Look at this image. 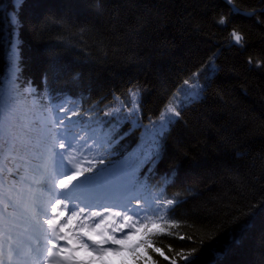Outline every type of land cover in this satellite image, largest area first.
<instances>
[{
  "label": "trees",
  "instance_id": "16d2710c",
  "mask_svg": "<svg viewBox=\"0 0 264 264\" xmlns=\"http://www.w3.org/2000/svg\"><path fill=\"white\" fill-rule=\"evenodd\" d=\"M0 3L13 10L12 0ZM99 3L97 9L96 0H25L15 35L0 15V88L23 91L30 84L52 109L71 96L75 117L102 127L115 123L105 113L122 104L119 115L128 116L129 88H139L137 116L122 122L117 132L124 138L101 149L104 164L94 165L116 170L138 150L145 127L159 123L177 84L218 53L219 73L203 99L175 118L153 174L148 165L137 172L143 200L165 191L170 176L165 194L181 201L177 226L160 221L165 231L152 238L168 259L148 252L156 264H187L178 253L192 249L197 264H264V66L247 63L249 57L264 61V0H234L251 16L232 15L225 0ZM221 15L229 19L226 29L216 23ZM233 28L243 34L245 49L226 46ZM233 237L240 243L218 259L214 253Z\"/></svg>",
  "mask_w": 264,
  "mask_h": 264
},
{
  "label": "snow or ice",
  "instance_id": "6c2138e0",
  "mask_svg": "<svg viewBox=\"0 0 264 264\" xmlns=\"http://www.w3.org/2000/svg\"><path fill=\"white\" fill-rule=\"evenodd\" d=\"M24 3L25 0H12V11L0 3V15H6L14 35L21 26L19 12ZM225 3L232 5L229 9L232 15L242 14L234 0H225ZM96 6L100 8L99 0H96ZM216 23L226 29L229 19L221 15ZM226 46L245 49L243 34L233 28ZM14 57L18 59L15 51ZM217 59L218 53L214 52L191 76L177 84L160 114L159 123L145 127L138 150L126 157L116 170L96 169L94 165H103L104 158L89 157L88 153L93 151V145L110 148L118 143L115 136L122 122L139 112V88H129L128 116L119 115L123 104L106 112V116L114 117L115 123L111 120L105 122L110 126H100L99 134L91 123L84 128L82 120L73 121V117L78 116L75 109L69 110L61 105L54 111L51 106L43 104L44 97L38 100L34 95L36 90L30 84L23 91L15 85L0 90V264H96L97 260L106 264L104 258L109 255L130 257L132 264H156L149 255V249L167 260L159 247H153L152 238L157 235V230L161 233L165 231L160 221L168 223L169 227L177 226L174 212L181 201L176 196H166V187L172 177L165 176V191L147 200L143 206L139 203L133 206L132 200L137 197L132 194L141 186L137 172L148 165L147 174H153L161 156L164 135L176 123L175 118L180 117L183 109L203 99L220 71ZM247 63L250 69L264 66V61L254 62L252 57ZM51 71L55 73L57 69L53 66ZM44 80L47 81V76ZM29 97L32 98L30 101ZM60 112H65V115H59ZM77 127L81 128V132L75 131ZM12 160L19 161L14 169L6 167ZM33 160L38 161L34 168ZM21 168L24 174L16 179ZM26 179L30 180L27 184L24 183ZM17 184L22 187H17ZM104 213L121 217L122 227L127 226L131 231L120 238L108 232H97L96 229L107 219ZM94 217L102 219L93 227L88 221ZM22 224L27 227L23 232H16ZM43 225L47 226L46 229ZM31 226L41 230L45 244L43 257L39 247L34 250L33 245L26 244L21 238ZM248 226L246 222L241 225V230ZM137 235L141 239L133 242V237ZM27 239L32 238L28 236ZM61 241L62 244L59 243ZM36 243L38 245L39 242ZM239 243L233 237L224 251H216L214 255L222 258L231 245ZM196 251L192 249L186 256L183 252L178 255L187 264H197L200 257ZM121 264H126V261L122 260ZM171 264H176V260L172 259Z\"/></svg>",
  "mask_w": 264,
  "mask_h": 264
},
{
  "label": "rangeland",
  "instance_id": "374dc122",
  "mask_svg": "<svg viewBox=\"0 0 264 264\" xmlns=\"http://www.w3.org/2000/svg\"><path fill=\"white\" fill-rule=\"evenodd\" d=\"M65 114V113H64ZM62 114V115H64ZM67 163V161H66ZM69 167H72L71 165H69ZM24 174V173H23ZM22 174V175H23ZM27 180L29 179H26L24 181L25 184H27ZM19 187H22V185H20ZM57 191H59V189H57ZM133 195V194H132ZM135 197L136 194H134ZM137 199V198H136ZM136 199H133L132 200V204L133 206H135L137 203ZM123 220L121 217H111L110 215L107 216V219L106 221L101 225V227L99 229H96L97 232H108L109 235H114L115 237L117 238H120L121 236L124 235L125 232H129L131 231V229H129L127 226H123ZM26 225L22 224V227L19 228L18 230L19 231H22V228H24ZM17 230V231H18ZM137 236L133 237V242L134 240L136 239ZM97 239H99V237L97 236L96 237ZM91 243V242H90ZM107 247H112L113 245H106ZM121 257V256H120ZM115 259L117 261V259H119V256H115V255H109V256H106L104 259H105V262L106 264H111L109 262L110 259ZM96 264H101V261L97 260L96 261Z\"/></svg>",
  "mask_w": 264,
  "mask_h": 264
},
{
  "label": "water",
  "instance_id": "95a60500",
  "mask_svg": "<svg viewBox=\"0 0 264 264\" xmlns=\"http://www.w3.org/2000/svg\"><path fill=\"white\" fill-rule=\"evenodd\" d=\"M231 7H232V5H231ZM241 13H247V12H241Z\"/></svg>",
  "mask_w": 264,
  "mask_h": 264
},
{
  "label": "bare ground",
  "instance_id": "6f19581e",
  "mask_svg": "<svg viewBox=\"0 0 264 264\" xmlns=\"http://www.w3.org/2000/svg\"><path fill=\"white\" fill-rule=\"evenodd\" d=\"M29 182V181H28Z\"/></svg>",
  "mask_w": 264,
  "mask_h": 264
}]
</instances>
